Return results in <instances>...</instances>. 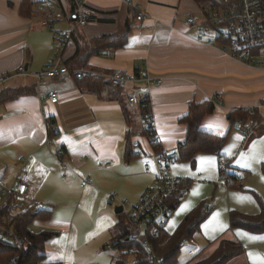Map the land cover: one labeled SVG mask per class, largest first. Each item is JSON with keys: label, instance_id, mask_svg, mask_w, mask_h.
Instances as JSON below:
<instances>
[{"label": "crops", "instance_id": "obj_1", "mask_svg": "<svg viewBox=\"0 0 264 264\" xmlns=\"http://www.w3.org/2000/svg\"><path fill=\"white\" fill-rule=\"evenodd\" d=\"M25 2L28 11L23 13ZM83 4L92 13L81 26L72 19L69 0H0V74L8 76L0 92L21 89L14 97L0 96V185L11 187L20 175L27 177L28 196L50 212L46 219L34 220L30 229L57 232L49 241L50 260L91 264L101 251L115 250L111 241L118 214H127L162 173L158 152L176 151L184 140L186 126L180 118L189 105L208 100L214 110L203 115L200 128L225 135L220 149L225 174H235L238 183L228 187V176L225 182L219 178L220 161L214 153L197 152L193 161L176 159L169 171L184 178L187 190L164 230L172 233L186 213L205 203L210 211L193 235L195 251L232 239L244 247V254L227 264H264V231L229 225L230 211L256 215L259 200L264 203V124L239 120L234 113L253 110L264 119V68L238 62L207 44L211 35L199 39L197 27L187 23L189 16L201 14L195 0ZM139 12L142 17L136 19ZM125 29L124 44L112 46L110 56L96 50L97 38ZM56 55L70 71L55 77L33 74ZM21 64L25 71L18 73ZM142 65L150 73L148 84L117 89L109 82L114 70L133 73ZM79 68L104 83L96 91L81 85L82 78L71 71ZM49 90L57 92L55 102L49 100ZM132 90L147 91L158 151L143 133L145 107L127 106ZM235 121L250 123V130L235 128ZM117 206L121 212H115Z\"/></svg>", "mask_w": 264, "mask_h": 264}, {"label": "trees", "instance_id": "obj_2", "mask_svg": "<svg viewBox=\"0 0 264 264\" xmlns=\"http://www.w3.org/2000/svg\"><path fill=\"white\" fill-rule=\"evenodd\" d=\"M73 4V0H69ZM201 9L211 6L227 7L229 3L224 0H195ZM25 7L21 9L23 13L28 11L26 2ZM127 31L115 33L112 35H103L96 39V50L105 49V46H122L126 40ZM78 53V52H77ZM81 85L88 89L97 90L104 80L98 75H88L80 79ZM110 82V81H109ZM114 88L120 89L119 86ZM95 90V91H96ZM117 92V90H114ZM0 92L1 99L14 97L21 92L17 89L10 94ZM146 110V108H145ZM144 110V111H145ZM212 101H203L191 103L187 113L180 118V122L186 126V135L184 140L176 146L178 154L177 159L182 161H193V156L197 152L214 153L217 155L220 163L226 164L224 156L220 149L225 141V135H216L200 128V122L203 115L213 112ZM239 120L255 117L256 111L235 110ZM251 112V113H250ZM243 122V121H241ZM149 143L155 151H158V144L152 138L153 134L147 128L143 130ZM226 168V167H225ZM264 172V163L261 166ZM224 171V168L222 169ZM228 176L227 185L229 187L238 183L234 176L226 173ZM187 183V182H186ZM179 201V197L171 196L169 206L171 211ZM260 202V212L256 215L244 214L235 210L229 213V225L231 228H242L250 232L264 231V203ZM210 207L205 203H200L191 209L180 221L172 233H167L164 228L160 234L154 236L141 229L129 218L125 212L118 214V221L115 225V237L112 239V248L118 250L115 264H181L179 262V253L181 250V241L184 238L192 237L199 228L200 222L209 213ZM49 210L34 206H27L13 217V233L23 238V244L19 247L14 241L9 240L5 235H0V264H61V261L50 260L46 251V243L52 239L57 232L42 230L33 232L30 224L34 220H43L49 216ZM9 224H6V226ZM146 236L147 245L144 244ZM130 250H132L130 252ZM199 251L190 256L183 264H226L234 257L244 254V247L232 239H219L216 247L210 254L199 257Z\"/></svg>", "mask_w": 264, "mask_h": 264}, {"label": "built area", "instance_id": "obj_3", "mask_svg": "<svg viewBox=\"0 0 264 264\" xmlns=\"http://www.w3.org/2000/svg\"><path fill=\"white\" fill-rule=\"evenodd\" d=\"M131 4V0H123ZM229 5L225 8L211 6L210 8L201 9L199 18L189 16L187 23L195 25L198 30V38L202 35L214 33L212 38L206 40L207 44L215 45L224 50L238 62L251 64L264 68V0H224ZM75 20L77 25H83L88 16L92 13L83 4V0H73ZM142 12L136 15V19H141ZM66 39L70 30H66ZM112 46L106 47L104 53L107 56L112 54ZM18 73H23L25 67L23 64L16 69ZM70 71L69 68L62 66L60 58L56 55L45 64L43 70L34 72L38 78L55 77ZM76 78H82L91 73L83 68L71 70ZM6 74H0V84L7 78ZM150 73L147 65L138 66L133 73L123 70H114L109 75V81L113 86L124 87L127 84L150 82ZM134 90V89H133ZM130 91L127 95V106L135 108L138 104L146 108L145 111V128L153 134L151 115L148 111L147 91L139 93ZM57 92L49 90L48 98L51 102L57 100ZM237 129L249 131L251 124L248 122L235 121L233 123ZM139 142L134 140L132 146L137 147ZM176 151L168 153L166 151L158 152V160L163 171L154 179V184L148 187L139 197L137 203L130 209L129 218L133 221L142 232H147L154 236L160 234L161 230L171 214L169 198L171 196L181 197L187 190V183L182 177L174 176L169 171V166L177 159ZM67 164L63 163V168ZM224 168V171L222 170ZM219 178L225 182V165L220 163ZM86 180L83 179L81 184L84 185ZM29 184L25 175H20L15 185L4 187L0 185V235H5L9 240H13L19 247L23 244V238L13 233V217L27 206L38 207L39 202L28 196ZM110 199L113 194L109 195ZM6 224H9L6 226ZM144 244L147 245L146 236ZM195 238L188 237L181 241V248L186 249L187 256L195 253ZM132 250H130L131 252Z\"/></svg>", "mask_w": 264, "mask_h": 264}, {"label": "rangeland", "instance_id": "obj_4", "mask_svg": "<svg viewBox=\"0 0 264 264\" xmlns=\"http://www.w3.org/2000/svg\"><path fill=\"white\" fill-rule=\"evenodd\" d=\"M210 35H214V33L212 31H210ZM253 109V108H252ZM146 111V110H145ZM253 111V110H252ZM251 111V112H252ZM250 112V113H251ZM255 117H251V118H248V120H251V121H254V122H257V125H259L261 123V126H262V123L264 124V119H261L260 116L258 115H254ZM245 122V121H243ZM264 126V125H263ZM262 126V127H263ZM229 187V186H228ZM122 211V210H121ZM130 212V210H128V213ZM172 212V211H171ZM127 213V215H128ZM35 232V231H34ZM39 232V231H37ZM50 241V240H49ZM49 241L46 243V251L48 252V250L50 249V244H49ZM212 243V242H211ZM218 241H216V243L212 244L211 246H207L206 248H204V250H202L200 253H199V257H204L208 254H210V252L213 251V249L216 247ZM119 251L118 250H111L110 249H105V251H101L100 253H98L95 257H94V260H92L91 264H115V259H116V256H118V253ZM242 256V255H240ZM190 258V256H187L186 254V249L185 248H181L180 250V253H179V262L181 264H183V262H186L188 259ZM228 263V262H227ZM226 263V264H227ZM230 264H234L233 263H230ZM241 264V263H240Z\"/></svg>", "mask_w": 264, "mask_h": 264}, {"label": "water", "instance_id": "obj_5", "mask_svg": "<svg viewBox=\"0 0 264 264\" xmlns=\"http://www.w3.org/2000/svg\"><path fill=\"white\" fill-rule=\"evenodd\" d=\"M72 19L75 20V15L74 14L72 15ZM121 210H122V206H117L115 208V212H121Z\"/></svg>", "mask_w": 264, "mask_h": 264}]
</instances>
